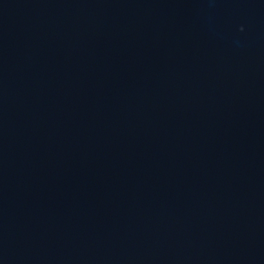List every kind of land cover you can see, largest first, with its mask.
<instances>
[{"label":"water","instance_id":"obj_1","mask_svg":"<svg viewBox=\"0 0 264 264\" xmlns=\"http://www.w3.org/2000/svg\"><path fill=\"white\" fill-rule=\"evenodd\" d=\"M0 264H264V0H0Z\"/></svg>","mask_w":264,"mask_h":264}]
</instances>
